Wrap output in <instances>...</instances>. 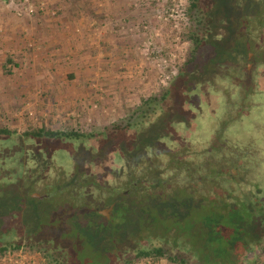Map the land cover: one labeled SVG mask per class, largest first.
<instances>
[{
	"label": "rangeland",
	"instance_id": "374dc122",
	"mask_svg": "<svg viewBox=\"0 0 264 264\" xmlns=\"http://www.w3.org/2000/svg\"><path fill=\"white\" fill-rule=\"evenodd\" d=\"M92 1L0 0V130L83 136L57 150L46 140L28 144L32 150L26 155L14 152L19 147L0 148V187L20 181L28 197L49 199L33 207L49 234L41 231L38 237L65 248L64 258L53 246L8 249L0 252V264H62L71 256L82 262L99 246L112 248L114 227L104 225L98 212L109 213L115 192L151 197L148 210L160 211L156 221L185 231L193 222L201 229L212 220L206 206L216 194L229 202L236 194L222 189H233L235 183L248 182L249 190L257 184L256 202L264 210V0H215L224 13L216 9L210 46L217 48L216 39L228 36L236 50L224 55L214 72L209 73V65L205 75L196 73L192 88L178 85L165 110L146 101L161 99L192 53L190 34L198 24L190 15V1ZM224 14L231 21L228 31ZM65 25L66 35L80 38L74 46L62 37ZM45 27L50 31L42 41ZM91 27L94 40L83 31ZM76 58L77 64L72 62ZM115 125H132V130L122 133L114 152L101 154L99 142ZM119 147L130 150L125 160ZM251 196L246 192L245 198ZM60 203L86 205L101 218L77 208L67 217L62 209L54 210ZM29 211L26 220L34 216ZM113 213L114 206L107 220ZM219 224L214 235L225 228L222 220ZM220 240L224 255L228 245L224 236ZM128 250L129 264H176L156 256L138 259L137 250ZM248 257L246 264H264V247Z\"/></svg>",
	"mask_w": 264,
	"mask_h": 264
},
{
	"label": "trees",
	"instance_id": "16d2710c",
	"mask_svg": "<svg viewBox=\"0 0 264 264\" xmlns=\"http://www.w3.org/2000/svg\"><path fill=\"white\" fill-rule=\"evenodd\" d=\"M2 1L9 2L11 0ZM189 1L190 15L198 24L195 30L190 34L193 43L192 53L180 69L176 82L171 85L161 99H147V106L153 102L155 105L165 110L169 96L175 94L178 85L180 87L182 86V89L184 87H187V89L192 88L193 85H191V83L194 81L196 73L203 71V69L209 65H213L209 73L212 71L214 72L216 66L221 65L223 62L224 55L227 56L231 51L236 50L231 49L232 40H228V36L225 40L227 43L230 42V47L224 44L226 41L222 40L219 42L218 39H216L217 41L215 42L217 48L210 46L211 38L214 36L216 37L214 33V28L216 27L215 18L218 13L216 9L218 8L217 10L222 11L218 13V15L224 13L221 5L216 3L215 0ZM224 16L225 22L227 23L226 31H228L231 21L229 16L227 17L225 14ZM236 23H238V18ZM210 48L217 50L213 56L209 55ZM204 72L207 73V71H203V74ZM186 83L190 85L188 84V86ZM154 108L157 107H149L151 110ZM136 125L140 126L141 123ZM130 130H132V125H126L125 128L120 125H115L108 130L104 138L99 142L101 154L114 152L116 145L121 142L122 133H126ZM82 137V135L77 133L64 134L45 129L19 135L7 129H1L0 148L6 152L19 147V149L14 152L18 151L17 153L19 155H26L28 151L31 152L32 150L28 144L33 145L34 143V145H37L42 140H46L48 144L55 146L57 150L60 148L63 149L62 146L65 144L63 142H67L70 139L78 141ZM122 143L123 146H125V143ZM146 144L147 143H144L143 145ZM119 150L123 151L124 154L122 153V157L125 160L130 150H126L123 147H119ZM255 163L256 165L259 164V159ZM113 164L111 168L116 167L115 163ZM256 169L257 168L254 169V173ZM19 182L20 181H15L14 184L8 186L1 185L2 187H0V209L6 211L3 214L0 212V225L4 222L7 223V226H5L4 229L1 228L0 231V252L2 253L8 249L19 250L29 245L47 249L53 246V252L64 258L63 251H65V248H62V245L57 246L58 241L54 242L53 239L40 240L38 237L41 231H43L45 237L49 236V234L46 231L47 229L42 228L45 223L44 218H42L40 213L37 214V211H33V207L36 204L50 200L45 197L41 199L28 197V194L24 193L22 183ZM247 183L248 182H243L242 184L235 183L233 189L228 187L222 189L228 192L227 194H236L234 197L233 195L229 197V202L219 200L217 199L219 196L217 194L214 195V199H212V201L210 200L209 205L206 206L211 212L210 219L212 220L206 221V223L203 224V229H200L197 221L193 222L189 231H187V229L186 231L181 229L177 230V228L173 226L170 227L168 223L161 224L156 221L154 216H158L160 211L156 209V214V210H148V203L154 201L151 197L144 198L131 190L126 193L115 192L118 197L112 204L114 206L112 219L107 220L102 217L104 225L114 227L113 247L110 249L107 247L102 250L99 246V250L93 251L94 253L91 251L92 255H89V260L78 262L75 256H71L69 261L64 259L62 264H129L132 261V257L130 255L128 256V249L137 250L134 256L138 259L156 256L157 258H167L169 261L176 264H246L249 258L248 256L251 253L264 247V210L261 206L259 207V204H257L258 201L256 200L260 195V190L254 182L251 184L253 189L249 190L247 188L249 184ZM9 187L10 190L8 192H3ZM246 192L250 196L252 193L250 200L249 197L245 198ZM181 194H184L186 197H191V195L186 193ZM238 194L241 195L240 197L243 196L242 199L237 196ZM58 198L59 197H55L54 200ZM178 198H180V196ZM10 201H13L12 207L9 204ZM200 204L203 205L202 201ZM57 208L60 210L62 209V213L67 212V217L72 216V210L75 208L78 210L80 209L82 212L91 209L86 205H68L65 203L56 205L54 210ZM8 210H11L12 213L9 214ZM28 210L34 212V216L26 220L25 215ZM91 210L94 212L96 218H101L96 214V210ZM81 215L77 217L81 218ZM152 216V220H149ZM220 219L223 221L225 228L221 229L220 234L214 235L212 232L217 228H221L219 224L221 221ZM225 219L226 224L224 223ZM34 223L37 225L34 226ZM215 224L219 225L216 226ZM224 229L225 231L227 230L226 234L225 232L222 233ZM128 231H131L132 235L126 237L125 235ZM7 236H10V238L8 239ZM222 236H224L226 244L228 245V252L224 255H222L220 253L221 251L218 249L221 244L220 237ZM4 237L7 239H4ZM218 237L219 240H217ZM151 239H155L157 244H153L154 242ZM151 244L152 249H147V246Z\"/></svg>",
	"mask_w": 264,
	"mask_h": 264
},
{
	"label": "crops",
	"instance_id": "0c3cea01",
	"mask_svg": "<svg viewBox=\"0 0 264 264\" xmlns=\"http://www.w3.org/2000/svg\"><path fill=\"white\" fill-rule=\"evenodd\" d=\"M97 1H99V0H93L92 2H94V3H97ZM65 27V28H64ZM64 27H62V30H61V33H62V37H64L65 39H66V41H69V42H71L70 43V45H72V46H74L75 45V43H79L80 41V38H78L77 39V37L75 36V37H69L68 35H66L65 33L66 32H69V30L68 29H66V28H69L67 25H65ZM76 28H77V26H76ZM96 28V27H95ZM55 30H57V29H55ZM48 31H50V29H47L46 27L44 28V30L42 31L43 32V37H42V41H44L45 40V38L46 39H48L47 37H46V35H47V33H48ZM51 31H54V29H51ZM72 31H74L75 32V30H74V28H72ZM83 31H89L91 34H92V37H91V39H95L96 37H95V33H94V31H93V29H92V27L91 28H86V29H84ZM41 32V33H42ZM60 31H57L56 33H59ZM39 34V33H38ZM88 35V34H87ZM61 39V37L60 36H57L56 37V39H57V41H59V39ZM105 40H109V39H106V38H104ZM52 40H55L54 38H52ZM51 40V41H52ZM48 41H50V40H48ZM45 42H47V41H45ZM70 52V54L73 56V58L75 57V55H73L74 54V51H69ZM73 63H79V60H78V58H76V59H74V61H72Z\"/></svg>",
	"mask_w": 264,
	"mask_h": 264
},
{
	"label": "water",
	"instance_id": "95a60500",
	"mask_svg": "<svg viewBox=\"0 0 264 264\" xmlns=\"http://www.w3.org/2000/svg\"><path fill=\"white\" fill-rule=\"evenodd\" d=\"M38 198H42V197H38ZM112 209H113V206H110V207L108 208V211H109L108 214L106 213V211H100L99 213H100V215H102V216H104L105 218L109 219V218H110V217H109V214H110V211H112Z\"/></svg>",
	"mask_w": 264,
	"mask_h": 264
},
{
	"label": "flooded vegetation",
	"instance_id": "af4514ba",
	"mask_svg": "<svg viewBox=\"0 0 264 264\" xmlns=\"http://www.w3.org/2000/svg\"><path fill=\"white\" fill-rule=\"evenodd\" d=\"M41 199V198H40ZM104 217V216H103ZM107 219V218H106ZM110 219V218H109Z\"/></svg>",
	"mask_w": 264,
	"mask_h": 264
}]
</instances>
